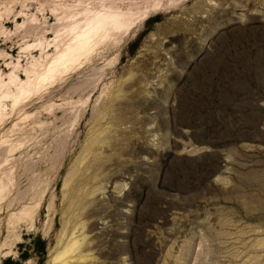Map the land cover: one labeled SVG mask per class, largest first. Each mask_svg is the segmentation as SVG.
I'll list each match as a JSON object with an SVG mask.
<instances>
[{
  "label": "rangeland",
  "instance_id": "rangeland-1",
  "mask_svg": "<svg viewBox=\"0 0 264 264\" xmlns=\"http://www.w3.org/2000/svg\"><path fill=\"white\" fill-rule=\"evenodd\" d=\"M0 264H264V0H0Z\"/></svg>",
  "mask_w": 264,
  "mask_h": 264
},
{
  "label": "bare ground",
  "instance_id": "bare-ground-1",
  "mask_svg": "<svg viewBox=\"0 0 264 264\" xmlns=\"http://www.w3.org/2000/svg\"><path fill=\"white\" fill-rule=\"evenodd\" d=\"M151 12H153V10ZM145 18L147 17L145 16L143 19L145 20ZM85 21V24L83 23L84 26L81 27L75 23L69 29L68 35H66L70 37L68 40L69 42L64 45V48L62 47L63 49L57 53L53 61L49 64V66H47L44 74L38 79L40 81L39 83L42 84L45 81L47 82L53 78V76H56V74L62 73L61 71H63V73L65 70L68 71V68H72L73 64L77 63L81 57H86V55H88L92 49L97 46V43H101L98 41H102L103 39L105 40L109 33H111L110 36L113 34V36L118 34L124 35L128 31L129 27L128 22V24H126V22L123 24L120 15L112 13H96L93 14L90 19ZM95 40L97 43H94ZM18 91V96H12L14 97L15 103L20 100V97H23L22 95H26L27 93L26 89L24 90V88H19Z\"/></svg>",
  "mask_w": 264,
  "mask_h": 264
}]
</instances>
